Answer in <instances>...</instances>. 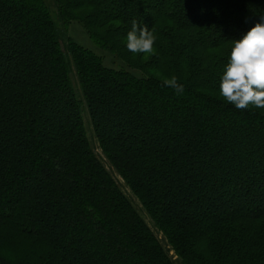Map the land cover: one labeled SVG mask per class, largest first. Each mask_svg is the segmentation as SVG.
<instances>
[{
	"label": "trees",
	"instance_id": "1",
	"mask_svg": "<svg viewBox=\"0 0 264 264\" xmlns=\"http://www.w3.org/2000/svg\"><path fill=\"white\" fill-rule=\"evenodd\" d=\"M261 15L264 0H0V264H264V109L219 96ZM133 20L155 54L128 51ZM72 23L123 67L67 40Z\"/></svg>",
	"mask_w": 264,
	"mask_h": 264
},
{
	"label": "clouds",
	"instance_id": "2",
	"mask_svg": "<svg viewBox=\"0 0 264 264\" xmlns=\"http://www.w3.org/2000/svg\"><path fill=\"white\" fill-rule=\"evenodd\" d=\"M156 36L133 20L126 47L133 54H155ZM177 95L184 87L176 76L163 80ZM219 96L238 110L264 109V15L241 39L233 40L228 62L220 78Z\"/></svg>",
	"mask_w": 264,
	"mask_h": 264
},
{
	"label": "rangeland",
	"instance_id": "3",
	"mask_svg": "<svg viewBox=\"0 0 264 264\" xmlns=\"http://www.w3.org/2000/svg\"><path fill=\"white\" fill-rule=\"evenodd\" d=\"M61 26V24H60ZM62 31L65 33V36L67 37V40H71L80 46L94 52L95 54L99 55L100 57L103 58L104 63L106 66L115 68V69H121L124 65L123 62H121L117 56L114 53L107 52L104 50H101L96 43L91 39V37L84 31V29L76 23H72L69 26H61ZM89 137L91 139V143L93 148L95 149L96 154L100 158H104V155L102 154L101 149L99 148L98 142L96 138L94 137V134L92 130L89 128ZM110 169V167H108ZM114 177L116 180L119 182L120 186L122 187V190L127 194V196L130 198V200L134 203L136 208L139 210L141 215L144 217L146 222L149 224L155 235L163 242V244L166 246L165 239L163 235L158 231V229L155 227L154 223L152 222L151 218L146 214V212L142 209L140 203L136 199V197L133 195V193L130 191V189L126 186L124 181L121 179V177L114 171L112 170ZM168 247V246H167ZM171 256L174 260L178 259L175 256L173 252H171ZM181 264L180 262H178Z\"/></svg>",
	"mask_w": 264,
	"mask_h": 264
}]
</instances>
